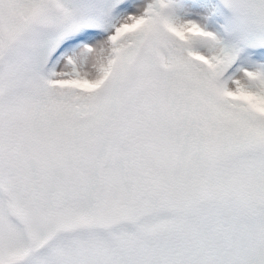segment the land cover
<instances>
[{
	"label": "snow or ice",
	"instance_id": "1",
	"mask_svg": "<svg viewBox=\"0 0 264 264\" xmlns=\"http://www.w3.org/2000/svg\"><path fill=\"white\" fill-rule=\"evenodd\" d=\"M0 264H264V0H0Z\"/></svg>",
	"mask_w": 264,
	"mask_h": 264
}]
</instances>
